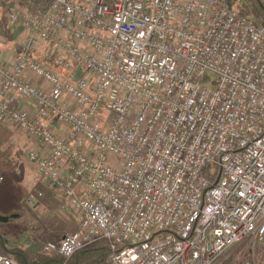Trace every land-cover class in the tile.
<instances>
[{"label": "built area", "instance_id": "obj_1", "mask_svg": "<svg viewBox=\"0 0 264 264\" xmlns=\"http://www.w3.org/2000/svg\"><path fill=\"white\" fill-rule=\"evenodd\" d=\"M7 17L23 34L0 59V121L79 217L44 251L218 264L252 241L244 264H264V27L224 0H12Z\"/></svg>", "mask_w": 264, "mask_h": 264}, {"label": "trees", "instance_id": "obj_2", "mask_svg": "<svg viewBox=\"0 0 264 264\" xmlns=\"http://www.w3.org/2000/svg\"><path fill=\"white\" fill-rule=\"evenodd\" d=\"M38 4L43 0H25ZM233 9L241 10L243 14H250L258 26L264 27V0H224ZM236 7V8H235ZM240 12V11H239ZM11 127V126H10ZM0 121V173L4 181L0 183V214L9 216V222H19L22 212L31 213V222L43 226L46 235L41 234L36 238L32 232L37 227H27V232L32 239L27 244L18 242H8L5 234L0 231V250L4 254L14 258L18 264H109V247L106 240H98L95 243L78 250L70 259L65 260L56 252H46L43 245L46 241H58L61 237L58 232L60 228L54 227L55 221L51 220L48 214L43 216L42 210L51 207L49 201H40L33 205H27L26 197L28 189L15 173V167L22 157L21 151L14 148V131ZM36 211H39L37 214ZM50 211V210H49ZM19 214L15 219L12 216ZM43 216V217H42ZM27 218V217H26ZM60 222V220H58ZM24 221L21 227L27 226ZM52 226V227H51ZM56 229V230H55ZM77 229V228H76ZM74 229V230H76ZM73 230V231H74ZM37 239V240H36Z\"/></svg>", "mask_w": 264, "mask_h": 264}, {"label": "rangeland", "instance_id": "obj_3", "mask_svg": "<svg viewBox=\"0 0 264 264\" xmlns=\"http://www.w3.org/2000/svg\"><path fill=\"white\" fill-rule=\"evenodd\" d=\"M1 1V0H0ZM6 8H7V2L2 1L0 3V11L2 12L1 17H0V23L3 25H8V32L10 33H16L18 30H21L20 26L18 25H10L8 17L6 15ZM236 8V7H235ZM238 11L241 12L237 8ZM4 13L5 16L4 17ZM250 15V14H248ZM23 31V30H22ZM12 35V34H11ZM0 42L3 44V42H8L6 37L0 34ZM10 127V126H8ZM14 131V136H13V142H14V148L16 150H20L21 152V158L19 159L16 167H15V173L18 176V178L21 180L22 184L27 187L28 190L34 186H38L42 190H44V187L42 184H40L42 181L39 179L35 166L28 161L27 159V154L32 148L34 147V142L31 138H29L23 131H19L15 129L14 127H10ZM40 182V183H39ZM43 183V182H42ZM47 187V186H46ZM48 188V187H47ZM49 189V188H48ZM40 190V189H39ZM55 197L56 203H50L51 207H49V210L45 207L42 212L44 213L43 216L45 217V214L47 213L48 216H51V220L55 221L54 227L60 228L59 235L62 237V234L65 235L67 233L73 232L74 229L77 228L78 223H79V217L71 212L70 210H62L60 207V199L57 196ZM39 211H36L35 214H37ZM22 218L19 220V222H14L12 221L11 227L8 229V233L11 234V239L13 242H18L20 244H27V243H32L29 242V239H32L27 232V227H37L35 229L36 231L32 232L33 235L36 236V238L41 234L40 237L46 235L47 233L44 231L43 226L37 225L36 221L31 222V213H25L22 212ZM19 215V214H18ZM42 216V217H43ZM18 217V216H17ZM16 217V218H17ZM27 217V218H26ZM15 218V219H16ZM60 220V222H58ZM26 221L28 224L27 226L21 227V224ZM52 227V226H51ZM56 230V229H55ZM7 235V234H6ZM37 240V239H36ZM52 241V240H49ZM254 252L257 253L258 259L260 260L263 255L259 248H257V244L255 243L253 245L252 241H246L241 243L240 245L230 249L219 261L218 264H244L245 261L250 259V257H253ZM0 254H4L0 250ZM6 255V254H5ZM8 256V255H7ZM256 256V255H255ZM14 259V258H13Z\"/></svg>", "mask_w": 264, "mask_h": 264}, {"label": "crops", "instance_id": "obj_4", "mask_svg": "<svg viewBox=\"0 0 264 264\" xmlns=\"http://www.w3.org/2000/svg\"><path fill=\"white\" fill-rule=\"evenodd\" d=\"M2 1H4V0H1L0 3ZM5 2H7V8H6V15H7V12H8V9H9L11 3H12V0H5ZM1 14H2V12L0 11V17H1ZM4 17H6L5 13H4ZM7 26L8 25H6V24L3 25L0 23V34L3 35L4 37H6V39L8 41L6 43L3 42V44H1V42H0V59L4 60V61H6L10 58L11 54L15 50V46H16V43L18 41V38H20V36H22V34H23L22 29L18 30L17 34L14 32L9 34ZM40 184L43 185L44 190H42L38 186H34V187L30 188V189H34V188L40 189L43 192V196L41 198H39L35 203H40V201H49L50 203H56L55 197H54L56 195L53 192H51L46 187V185L44 183L41 182ZM28 189H29V187H28ZM28 192H29V190H28ZM14 218H16V217H14ZM8 222H9V220L7 222H0V231H2L5 234V237L7 238L8 242L10 243L12 241V239H11V234L8 233V229L11 227L12 223L11 222L8 223Z\"/></svg>", "mask_w": 264, "mask_h": 264}, {"label": "water", "instance_id": "obj_5", "mask_svg": "<svg viewBox=\"0 0 264 264\" xmlns=\"http://www.w3.org/2000/svg\"><path fill=\"white\" fill-rule=\"evenodd\" d=\"M17 216H18L17 214H14L12 217L14 218ZM9 219H10L9 216L0 214V222H7Z\"/></svg>", "mask_w": 264, "mask_h": 264}]
</instances>
